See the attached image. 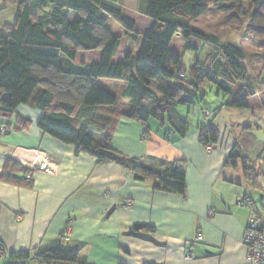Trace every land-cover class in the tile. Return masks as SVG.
<instances>
[{
    "label": "trees",
    "instance_id": "1",
    "mask_svg": "<svg viewBox=\"0 0 264 264\" xmlns=\"http://www.w3.org/2000/svg\"><path fill=\"white\" fill-rule=\"evenodd\" d=\"M242 1L252 8L248 26L255 39V53L251 55L250 75L241 64L243 55L238 47L219 46L217 38L205 37L192 27L209 9L231 12ZM5 4L15 6L12 24L0 28V117L7 120L5 125L21 105L48 112L37 122L43 133L74 147L76 154L95 158L98 164L128 169L135 180L150 181L155 192L184 197L185 173L175 162L147 165L115 152L111 142L121 119L140 123L145 135L146 124L152 119L184 138L190 128L177 110L190 108L205 82L226 94L221 95L226 108L249 109L252 97L264 105V0H138V12L153 20L142 35L135 22L124 16L118 0H5ZM242 17L240 9L235 23ZM112 23L122 27V35L113 34ZM199 37L206 38L213 53L207 65L192 63L187 75L181 57L170 46L177 38L185 49L197 52L192 39ZM136 43L139 49L133 56L131 46ZM245 81L251 85L249 89L241 87L231 93L226 88L229 82ZM115 83L124 84L120 98L128 101L126 110L119 108ZM145 101L149 104L143 108ZM108 107L112 111L102 117L100 109ZM93 111L99 115L91 117ZM206 112L209 118L204 116ZM214 115L203 111L204 123L198 127L206 148L215 147L219 138L216 127L208 122ZM29 124L17 116L14 130L21 132ZM0 128L9 133L7 127ZM237 158L230 153L225 165L236 167ZM241 160L244 172L253 175ZM31 178L28 170L10 160L0 174L1 182L27 189L32 188ZM146 229L150 230L138 225L133 234ZM53 262L77 263L79 252L56 249L6 254L0 248V264Z\"/></svg>",
    "mask_w": 264,
    "mask_h": 264
},
{
    "label": "crops",
    "instance_id": "2",
    "mask_svg": "<svg viewBox=\"0 0 264 264\" xmlns=\"http://www.w3.org/2000/svg\"><path fill=\"white\" fill-rule=\"evenodd\" d=\"M118 4L124 16L130 10L134 17L129 19L137 25L135 16H142L138 0H118ZM14 17L15 6L0 0V28L12 24ZM144 18V30L137 31L140 35L153 24ZM138 49L134 44L133 56ZM114 87L120 98L124 84ZM214 98L217 123L209 124L216 127L219 138L213 148L201 143L200 125L178 138L152 119L146 124L147 135L140 123L121 119L112 138L111 148L128 159L147 165L177 163L185 173L184 197L155 192L150 181L135 180L124 167L98 164L93 157L76 154L74 147L38 129V120L48 112L30 104L18 107L9 125L0 117V127L9 130L0 137V174L10 160L32 176L30 189L0 181V248L6 254L77 250L79 262L74 264H249L241 242L249 210L235 202L249 198L264 218V139L250 133V138L242 137L251 128L234 117L238 109L226 108L221 95ZM120 103L123 110L129 106L125 99L120 98ZM262 103L252 97L245 110L252 123L264 127ZM111 111L101 108L91 117H108ZM17 116L30 121L21 132L14 130ZM230 153L238 157L236 167L225 165ZM241 159L253 175L244 172ZM138 225L150 230L133 234Z\"/></svg>",
    "mask_w": 264,
    "mask_h": 264
},
{
    "label": "rangeland",
    "instance_id": "3",
    "mask_svg": "<svg viewBox=\"0 0 264 264\" xmlns=\"http://www.w3.org/2000/svg\"><path fill=\"white\" fill-rule=\"evenodd\" d=\"M130 5L133 4L132 2L129 3ZM127 7V6H126ZM240 9L242 10L243 17L239 19L238 22L235 23V16L240 15ZM251 6L247 2H240L237 4L236 9H234L231 12H225V11H219L217 9H209L204 15H202L199 19L193 22L192 27L195 31L204 34L205 37L207 36H214L217 38L219 46L222 45H232L235 47H238L243 55V61L241 64L245 67L247 70V75L251 74L250 70V63H251V55L255 53L254 49V42L255 39L251 37L250 31H249V18L251 14ZM125 14L126 17L129 18V16L134 15L130 12L129 9H126ZM135 21L137 23V31L142 32L145 28L146 20L142 16H135ZM110 29L113 32L114 35H122L123 29L121 26H118L114 23L110 25ZM206 38H197L192 39V42L194 43V47L198 48V51L195 52L193 49H185L184 43L179 40L175 39L172 41V44L170 46V49L175 54L179 55L181 57V63L183 69L186 71L188 75V69L190 65L194 62H199L200 64L204 63L203 65H207L209 61L211 48L206 43ZM134 46H131L133 49ZM262 82L264 83V74L261 78ZM175 83V81H173ZM176 84V83H175ZM119 85V84H118ZM119 87V86H118ZM245 88L249 89L251 85L247 81L245 82H229L226 86L227 89L230 90L231 93H236L239 88ZM153 92L157 95V91L153 88ZM197 96V100L192 104L190 108L188 107H181L178 109L180 112V116L183 120H186L189 124V128H195L196 125H202L204 123V119L202 117L203 111H208L210 113L215 112L218 108L215 107V95H226L222 91L218 90V88L215 85H212L210 83H204L203 86L196 92L195 94ZM261 95H264L261 94ZM261 98V97H260ZM221 99V98H220ZM147 104L149 102L145 101L142 105L143 108L147 107ZM119 108L123 109L122 104H119ZM238 112L234 117L237 116L238 120H241V122L245 124H248V126L251 128L250 133L258 139L262 140L264 139V127L262 123H252V118L250 117V113L246 110H235ZM217 117L218 113H217ZM221 117V116H220ZM231 118H227V120L230 122ZM213 117L208 121L209 123H213ZM232 120V119H231ZM220 121H218L219 123ZM217 121H215L213 124H216ZM255 125L259 126V129L255 128ZM240 134V131H239ZM242 135L250 138L251 135Z\"/></svg>",
    "mask_w": 264,
    "mask_h": 264
},
{
    "label": "built area",
    "instance_id": "4",
    "mask_svg": "<svg viewBox=\"0 0 264 264\" xmlns=\"http://www.w3.org/2000/svg\"><path fill=\"white\" fill-rule=\"evenodd\" d=\"M177 37L179 36L177 35ZM204 116L209 118L210 114L206 112ZM0 133H3L4 136L9 134L3 128H0ZM235 204L237 207H246L249 210L247 225L241 240L246 250V260L249 264H264V218L252 208V201L247 197L236 200ZM66 234L67 231L64 232V235ZM199 239L200 237L197 236L195 240Z\"/></svg>",
    "mask_w": 264,
    "mask_h": 264
}]
</instances>
